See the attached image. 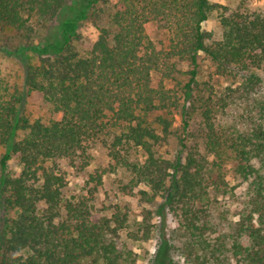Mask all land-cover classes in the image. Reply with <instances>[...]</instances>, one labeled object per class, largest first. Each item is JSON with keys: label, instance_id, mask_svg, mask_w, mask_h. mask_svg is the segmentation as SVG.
Instances as JSON below:
<instances>
[{"label": "trees", "instance_id": "1", "mask_svg": "<svg viewBox=\"0 0 264 264\" xmlns=\"http://www.w3.org/2000/svg\"><path fill=\"white\" fill-rule=\"evenodd\" d=\"M67 6L72 13L60 17ZM226 10L210 0H0V39L7 31L23 37L17 53L36 56L25 64L24 87L51 113L47 121L24 116L23 92L0 75V264H12L13 253L21 254L15 264H118L105 237L127 230V214L95 206L118 170L128 178L122 194H139L147 206L162 200L157 215L165 220L167 207L179 228L201 238L211 194L238 187L227 169L250 195L236 232L246 244L233 239L228 251L238 264H264V10ZM214 11L217 40L203 28ZM37 23L45 34L32 42ZM202 58L228 86L200 80ZM237 103L252 106L246 125L223 120ZM177 116L180 151L170 160L159 151ZM97 144L109 162L92 168ZM13 159L19 171L10 175ZM73 176L84 178L79 194ZM144 212L133 241L152 231L153 214ZM220 255L215 247L208 258L222 264Z\"/></svg>", "mask_w": 264, "mask_h": 264}, {"label": "rangeland", "instance_id": "2", "mask_svg": "<svg viewBox=\"0 0 264 264\" xmlns=\"http://www.w3.org/2000/svg\"><path fill=\"white\" fill-rule=\"evenodd\" d=\"M210 2L225 6L228 13L239 10L241 7L250 10H264V0H210ZM71 13L72 8L67 6L60 17L69 16ZM60 19L57 21H60ZM58 25L59 22L53 23L50 30L52 31ZM203 28L211 33L213 40L219 39L221 35L220 12H212L208 20L203 24ZM43 33L45 34L43 24L37 23L32 42H37L41 39ZM25 46L26 43L23 37L16 32L7 31L5 33L0 39V75L23 92L20 112L24 116L30 120L41 119L47 121L51 113L41 95L34 92L29 93L24 87L25 64L36 61V56L29 51H24L21 54L17 53V49ZM198 74L200 80H209L211 78V82L215 84L216 88H225L229 85V82L214 77L212 64L207 59L202 58L200 60ZM260 76L264 78V70L260 72ZM249 109L252 110V106L246 103H237V105L228 110V114L223 120L228 125H237L239 122L242 125H246L248 124L247 114ZM250 113H253V110ZM191 116L190 134L192 135L187 140L188 144L193 142V136L197 128L196 114L192 112ZM173 129L175 135L173 134L159 151L164 158L170 160L174 159L180 151V145L176 137L181 134V122L178 116ZM3 151L0 150V152ZM108 162L109 159L105 150L101 145H95L92 149V168L105 167ZM18 171L17 161L11 160L8 166V173L12 175ZM227 173L226 178L230 180V186L238 187L233 190V193L225 195L211 194L209 197L211 204L208 209V217H204V220L208 223L203 229L204 235L201 238L191 236L179 228L172 220L167 207L164 209L165 220L160 215H157L160 214L158 208L163 207L162 200L155 201L156 203L147 206L140 199L139 194L131 197L122 194L119 189V182H126L128 178L120 170L107 175L102 188L99 189L97 194L95 206L98 212L101 210L103 214H109L114 212V207L118 205L122 213L127 214V230H121L116 234L108 233L105 237L118 250L117 253L120 256L118 264H214L208 258V254L209 250L215 247L222 252V255H220L222 264H238L235 258L230 255L228 248L233 239L241 240L246 244V239L243 237L237 238L236 232L240 228L243 218L247 215L245 208L250 195L247 185L238 184L236 178H232L231 169H227ZM83 180V177L73 176L70 188L79 194L82 190ZM5 195L6 193L2 192L0 184L1 218L7 215L3 206ZM145 208H148L153 214L148 220V223L152 224V231L147 239L133 241L128 234L131 231L136 233L140 221L143 220ZM139 236L141 235L139 234ZM19 256H21L20 253H13L10 255V262L15 264L14 259ZM92 261L93 259H89L85 263ZM95 264L106 263L98 260Z\"/></svg>", "mask_w": 264, "mask_h": 264}]
</instances>
